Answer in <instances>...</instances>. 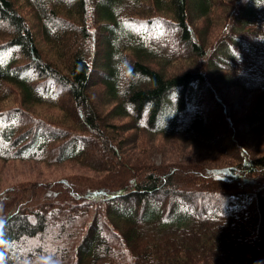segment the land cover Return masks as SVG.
Here are the masks:
<instances>
[{"label":"trees","instance_id":"1","mask_svg":"<svg viewBox=\"0 0 264 264\" xmlns=\"http://www.w3.org/2000/svg\"><path fill=\"white\" fill-rule=\"evenodd\" d=\"M229 4L0 0V162L102 175L0 189V264H264V0Z\"/></svg>","mask_w":264,"mask_h":264},{"label":"rangeland","instance_id":"2","mask_svg":"<svg viewBox=\"0 0 264 264\" xmlns=\"http://www.w3.org/2000/svg\"><path fill=\"white\" fill-rule=\"evenodd\" d=\"M236 2L237 0H229V3H230L229 6H231V9ZM223 6L224 5H222V7L220 8H217L216 11L221 12V10H223L226 7V6L224 7ZM23 12H26V10H23ZM28 21L34 24L32 21V17H30ZM219 21L220 19L217 22ZM30 26L33 27L32 25ZM225 26L226 25L224 22L216 23L213 27L215 34L216 35L223 34V32L226 31V30H223ZM225 96H226V91L223 90L222 92L219 93V97L221 99ZM239 101L234 100V101L229 102V104L232 105V108L237 109L240 107ZM9 102L17 103L14 98L10 99ZM39 110H44V109L41 108ZM155 146L161 147V145L159 144H156ZM140 147L142 148V146ZM164 149L166 150V152L163 153ZM155 150H158V148H156ZM159 152H151V153H148L147 155L149 157H152L153 160L156 161V163H160L161 160H163V163L172 161V160L180 161L179 155H182V154H177L174 151V146H170V148H167L166 146H162L161 148H159ZM174 153H176L177 158L169 159V156H171ZM140 154L146 155L143 150H142V153ZM77 175H84L83 177L89 180L97 179L102 176V175L98 176L97 173L92 171L91 169H88L72 161H67L61 164H54V165H48L45 163L35 162V161H21V160L10 161V162H0V189H3L4 187L6 188L10 187L20 182H33L35 184L37 183L45 184V183H50V182H58V181L63 180V178H71L70 180H72V178L76 177Z\"/></svg>","mask_w":264,"mask_h":264}]
</instances>
